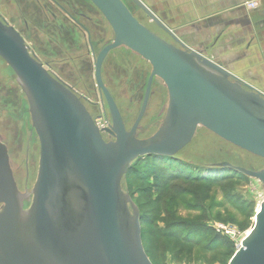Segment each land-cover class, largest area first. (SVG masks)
<instances>
[{
    "label": "water",
    "instance_id": "1",
    "mask_svg": "<svg viewBox=\"0 0 264 264\" xmlns=\"http://www.w3.org/2000/svg\"><path fill=\"white\" fill-rule=\"evenodd\" d=\"M88 1L113 33V40L97 53L89 45L93 79L110 127L102 130L109 142L79 97L0 18V64L26 100L39 143L27 209L23 200L29 198L18 192L0 144V264H152L143 248L138 209L124 181L137 159L174 157L203 128L264 160L262 92L188 48L141 0ZM119 48L151 67L139 112L128 130L102 78L108 54ZM156 78L166 89L167 105L138 133ZM215 166L232 168L264 189V169ZM228 264H264V199Z\"/></svg>",
    "mask_w": 264,
    "mask_h": 264
},
{
    "label": "rangeland",
    "instance_id": "2",
    "mask_svg": "<svg viewBox=\"0 0 264 264\" xmlns=\"http://www.w3.org/2000/svg\"><path fill=\"white\" fill-rule=\"evenodd\" d=\"M57 1L62 3L61 0ZM141 1L173 31L183 44L191 42L187 40L185 30V0H175V3H182V7H179L182 13L179 15L174 14L178 8L175 6L171 8L163 0ZM39 2L47 8L42 10ZM69 2L79 9L80 14L92 20L90 22L87 19H81L80 21L89 30L91 42L97 53L113 40L112 30L88 0H69ZM0 18L21 34L25 43L39 58L44 61L52 60L50 67L60 79L83 92L92 102H101L93 79L91 59L90 61L78 59L75 66L65 61L68 57L76 58L87 52L86 42L80 38L78 28L66 21L63 14L55 7L45 0H0ZM68 36L72 38L70 42L66 41ZM75 43L80 46L78 51L74 47ZM194 48L201 50L199 47ZM150 72V65L126 48L110 52L103 64V82L113 96L127 130L139 112ZM166 105V89L156 78L152 84L148 107L138 133L147 130L160 117ZM91 111L93 114L96 113L95 108ZM0 133L9 144L15 163V175L19 181V190L22 191L26 139H30L28 187L33 185L36 179L39 143L30 124L26 100L17 83L3 71L1 64ZM179 157L191 163L203 165L228 161L248 170L264 169L263 159L222 141L203 128L197 130L192 142L181 151ZM149 164H151L149 160L143 157L135 164L131 173L124 177L126 191L137 209L140 206L139 214L149 212L152 207L146 206L145 202L148 198L155 199L157 196L153 188L156 180L151 174ZM175 166L173 164V167ZM195 169L196 167L190 166L184 170L191 173ZM176 182L182 187L187 186L182 182L179 183L180 181ZM189 187L193 191V196H173L169 203V212L165 211L162 205L154 208V213L150 217L152 225L147 227L145 234L146 247L151 255L152 264H228L241 240L251 229L255 213L264 199L262 185L251 178H228L218 182L193 184ZM144 188L149 190L150 194L142 191ZM190 204L198 205L192 208ZM175 220L187 223L201 221L212 231L210 238L218 236L220 239L209 246H206L205 241L198 247L193 246L191 257H189L176 250L172 242L167 243L162 236L164 232H171L169 224Z\"/></svg>",
    "mask_w": 264,
    "mask_h": 264
},
{
    "label": "crops",
    "instance_id": "3",
    "mask_svg": "<svg viewBox=\"0 0 264 264\" xmlns=\"http://www.w3.org/2000/svg\"><path fill=\"white\" fill-rule=\"evenodd\" d=\"M163 1L178 8L175 15L182 13L181 2ZM249 2H256L257 7L249 10ZM184 5L187 40H191L185 45L197 52L194 47H199L203 56L264 94V0H185ZM74 47L80 48L76 43ZM87 54L65 61L73 66L78 59L92 61Z\"/></svg>",
    "mask_w": 264,
    "mask_h": 264
},
{
    "label": "trees",
    "instance_id": "4",
    "mask_svg": "<svg viewBox=\"0 0 264 264\" xmlns=\"http://www.w3.org/2000/svg\"><path fill=\"white\" fill-rule=\"evenodd\" d=\"M36 57L42 64H47L50 67L52 60L44 61L41 58H39L37 54ZM180 153L181 151L174 157H170V158L158 157V156L146 157L151 163L149 164L151 174L155 177L156 180L155 185H153V188L156 190L157 196L155 199H151V198L147 199L145 205L152 208H150L149 212H143L139 214V222L141 228V240H142L143 248L151 263H152V258L146 247L145 234L147 231L146 230L147 227L152 225L151 223L152 220L150 217L154 213L153 211L155 206L158 207L162 205L165 211L169 212L170 210L169 203L173 196L176 197L178 196L182 197L187 195L193 196L192 195L193 191L189 187L192 186L193 184L198 185L199 183L218 182L228 178H248L240 174L239 172L234 171L232 168L229 167L220 168L215 166L218 163H227L233 167H239L233 165L228 161L210 162V163H206V165H203L198 163H191L188 160L182 159L181 157H179ZM141 159L142 158L137 159L131 165L126 176L131 173V171L134 169L135 164ZM173 164H175L176 166L173 167ZM190 166L196 167V169L194 172L188 173L184 169ZM176 181H180L179 183L182 182L186 184L188 187L187 186L182 187L178 185ZM142 191H144L146 194L148 193L150 194V191L146 190L145 188L142 189ZM195 205L198 204H192L191 207L194 208ZM138 209L140 210V206ZM169 225L171 232H164L162 234L163 238L167 241V243L172 242L176 250L185 253L189 257H191L193 246L198 247L203 241L206 242V246H209L213 243H217L216 241L220 239L218 236L210 238V233H212V231L209 228L205 227L201 223V221L200 222L194 221L191 223H187L186 221L175 220L171 222Z\"/></svg>",
    "mask_w": 264,
    "mask_h": 264
},
{
    "label": "flooded vegetation",
    "instance_id": "5",
    "mask_svg": "<svg viewBox=\"0 0 264 264\" xmlns=\"http://www.w3.org/2000/svg\"><path fill=\"white\" fill-rule=\"evenodd\" d=\"M45 1H47L48 4L52 5L53 7H55L61 14H63V16L66 19V21H68L69 23H71L72 25H74L76 28H78V30L83 35V38L85 39V42H86L85 45H86L87 52H88L87 56H90L91 57V54L89 52V48L91 47L94 52H95V50H94L93 44L91 42V37H90L89 32H88L89 30L80 21L81 19L82 20L83 19L86 20L87 18L85 16H83L82 14H80L79 9L76 8L75 5H73L72 3H70L69 0H65V1L64 0H61L62 3L58 2L57 0H45ZM65 4H67V6ZM39 5L41 6L42 10H45V8H47L46 6H43L40 2H39ZM1 19H3V18H1ZM87 21H90L91 22L92 20L91 19H89V20L87 19ZM25 24L27 25V23H25ZM169 43H171V42H169ZM171 44H173V43H171ZM89 45H90V47H89ZM30 51L33 52L31 50V48H30ZM34 55L36 56L35 53H34ZM43 65L45 66V68L51 74H53L56 78H58L61 82H63L71 90L72 89L77 90L75 87L70 86L69 84H67L66 82H64L62 79H60L56 74H54V72L52 71L51 67H49L47 64H43ZM29 140H30L29 138L26 139V144H25V147H24V149H25V156H24L23 167H22V169L24 171V176H23V187H22V191H20L19 190V181H18V178L15 175V172H16L15 163H14V159L12 157V154L10 152L9 144H8L7 140L4 138V136L0 133V144L5 147L6 154H7V158H8L9 169L11 171V176H12V179H13V181L15 183V186H16L18 192L22 196L29 198L28 201L26 199L23 200V209H27L29 207V205H30V202H31V190L32 189L29 190V188H28L29 174H30ZM106 141L109 142L110 139H107ZM32 187H30V188H32ZM2 206L3 205L0 204V212L2 210Z\"/></svg>",
    "mask_w": 264,
    "mask_h": 264
},
{
    "label": "built area",
    "instance_id": "6",
    "mask_svg": "<svg viewBox=\"0 0 264 264\" xmlns=\"http://www.w3.org/2000/svg\"><path fill=\"white\" fill-rule=\"evenodd\" d=\"M246 7L249 10H253L257 7V4H256V2H249L246 4ZM71 91L76 96H78L79 99L81 100V102L86 106L87 110L89 111V113L91 114V116L93 118V122H94L95 126L100 131L103 140L105 142H107L106 140L109 139L110 136L107 134V132L105 130H102V129L108 130L110 127L108 126V124L106 123V121L104 119L101 102L99 101L97 103H94L90 100V98L88 96L83 94V92H80V91L75 90V89H72ZM89 108H90V110H89ZM92 108L96 109V113H94V114L92 113V111H91ZM227 233H230V232H227Z\"/></svg>",
    "mask_w": 264,
    "mask_h": 264
},
{
    "label": "bare ground",
    "instance_id": "7",
    "mask_svg": "<svg viewBox=\"0 0 264 264\" xmlns=\"http://www.w3.org/2000/svg\"><path fill=\"white\" fill-rule=\"evenodd\" d=\"M150 10H151V9H150ZM153 13H154V12H153ZM154 14H155V13H154ZM247 234H248V233H247ZM247 234H246V235H247Z\"/></svg>",
    "mask_w": 264,
    "mask_h": 264
}]
</instances>
